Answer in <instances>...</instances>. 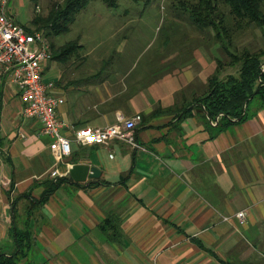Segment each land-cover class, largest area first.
<instances>
[{
    "label": "crops",
    "instance_id": "obj_1",
    "mask_svg": "<svg viewBox=\"0 0 264 264\" xmlns=\"http://www.w3.org/2000/svg\"><path fill=\"white\" fill-rule=\"evenodd\" d=\"M53 62L45 74L66 100L63 134L141 114L138 145L73 142L79 159L57 162L42 123L22 114L17 85L0 78V249L12 251L19 230L33 243L28 264H264L263 104L224 125L196 104L175 109L194 96L176 88L136 90L127 72L111 75L91 58L89 72L67 78ZM75 163L97 166L101 177L56 185L63 176L52 172L70 176Z\"/></svg>",
    "mask_w": 264,
    "mask_h": 264
},
{
    "label": "rangeland",
    "instance_id": "obj_2",
    "mask_svg": "<svg viewBox=\"0 0 264 264\" xmlns=\"http://www.w3.org/2000/svg\"><path fill=\"white\" fill-rule=\"evenodd\" d=\"M59 1L62 0H39L36 5L35 0H11L9 8L26 27L40 31L34 29L33 18L47 15ZM188 1L118 0L119 5L111 7L95 0L77 16L69 32L55 39L58 45L74 40L81 43L79 56L65 67L57 61L53 63L60 70L69 69L64 77L71 78L89 72L86 64L91 58L92 62L107 65L108 69H103L111 75L116 69L122 75L127 72L128 84L138 81L136 90L139 87L148 92L150 88L159 95L176 88L178 93L190 96L206 89L219 65L218 58L224 63L222 75L234 72L226 64L231 60L223 46L229 41L227 38L232 40L231 51L264 49V27L236 22L229 6L218 0L227 32L231 31L229 37L218 38L215 28L199 27L182 11L183 3Z\"/></svg>",
    "mask_w": 264,
    "mask_h": 264
},
{
    "label": "trees",
    "instance_id": "obj_3",
    "mask_svg": "<svg viewBox=\"0 0 264 264\" xmlns=\"http://www.w3.org/2000/svg\"><path fill=\"white\" fill-rule=\"evenodd\" d=\"M35 1L38 5L39 0ZM93 1L95 0H62L55 2L47 15L37 14L33 18L34 29L44 32L51 46L52 57L47 63L57 61L63 65L79 56L78 53L83 46L81 43L74 40L65 45H58L55 39L69 32L72 29L71 26L76 22L77 16ZM101 1L111 7L119 5L118 0ZM221 1L229 6L236 22H240V24L244 22L250 27H252L251 25L264 27V0ZM219 8L218 0H190L182 5V11L188 13L195 24L204 29L215 28L218 38L222 39L228 36L231 31L227 32L225 19L220 14ZM28 29L34 31L31 28ZM227 40L229 41L223 46L228 49L231 60L226 64L233 67L234 72L222 75L224 63L218 58L219 65L215 73L210 76L206 89L202 93L186 97L182 107L180 109L175 107V109L181 112H190L193 106L199 105L204 108L210 118L216 119L218 116H222L221 122L224 125H233L236 122L244 121L251 115L253 104L256 101L264 105V49L251 51L249 48L243 50L236 48L237 50L231 51L232 40L231 38H227ZM74 152L73 149L71 157L73 161H76L79 157ZM64 181L72 182L70 176H63L56 182V185H61ZM111 221L112 219L108 218L103 227L108 228ZM27 232L29 231H16V245L12 251L0 249V264H22L26 259L28 260L27 264L34 261L32 260L33 243Z\"/></svg>",
    "mask_w": 264,
    "mask_h": 264
},
{
    "label": "built area",
    "instance_id": "obj_4",
    "mask_svg": "<svg viewBox=\"0 0 264 264\" xmlns=\"http://www.w3.org/2000/svg\"><path fill=\"white\" fill-rule=\"evenodd\" d=\"M10 1L0 0V78L17 85L22 114L42 123V132L52 138L50 147L56 161L72 155L73 142L107 144L122 139L137 146L132 130L142 121L141 114L127 119L120 117L117 123L102 127L81 128L73 138L62 133L67 123L58 113L66 100L56 81L47 79L45 74L52 57L50 43L44 32L30 31L11 13ZM63 174L60 169L52 172L53 177ZM247 216L245 209L237 213L240 224H246Z\"/></svg>",
    "mask_w": 264,
    "mask_h": 264
},
{
    "label": "water",
    "instance_id": "obj_5",
    "mask_svg": "<svg viewBox=\"0 0 264 264\" xmlns=\"http://www.w3.org/2000/svg\"><path fill=\"white\" fill-rule=\"evenodd\" d=\"M70 178L76 182H84L88 177H101V169L89 163H75L69 170Z\"/></svg>",
    "mask_w": 264,
    "mask_h": 264
}]
</instances>
